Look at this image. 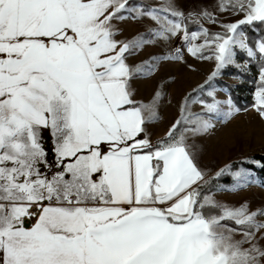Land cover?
Here are the masks:
<instances>
[{
    "label": "snow or ice",
    "instance_id": "1",
    "mask_svg": "<svg viewBox=\"0 0 264 264\" xmlns=\"http://www.w3.org/2000/svg\"><path fill=\"white\" fill-rule=\"evenodd\" d=\"M218 6L242 18L210 34L189 33L171 6L0 0V264H264V209L201 196L206 174L185 133L213 125L188 113L185 97L166 138H147L156 112L134 99L130 81L154 68H133L127 55L151 41L117 39L115 22L126 12L150 17L160 26L155 35L183 33L192 56L216 62L211 81L235 63L237 47L257 55L242 26L264 24V0ZM256 48L264 58V39ZM166 58L182 59L181 49ZM254 98L264 117V66ZM238 111L230 105L225 115ZM182 124L195 127L178 132Z\"/></svg>",
    "mask_w": 264,
    "mask_h": 264
},
{
    "label": "rangeland",
    "instance_id": "2",
    "mask_svg": "<svg viewBox=\"0 0 264 264\" xmlns=\"http://www.w3.org/2000/svg\"><path fill=\"white\" fill-rule=\"evenodd\" d=\"M130 2H139L149 9L171 6V9L184 13L186 17L184 23L189 22L193 28H197V32L207 28L210 34L223 32L222 24L234 23L242 18V15L221 11L218 6L220 0H130ZM204 12L211 13L216 23L205 18ZM125 15L129 18L115 22L119 33L117 39L128 41L144 37L151 41L143 48L134 50L133 54L127 55V60L133 68L145 62H151L154 68L150 74L133 77L132 90L135 99L139 103L153 105L156 112V119L146 124L163 129L159 134H167L175 121L181 118V107L185 97H188L190 103L187 105V112L193 116L200 115L213 125L207 131L185 133L186 142L198 166L205 172L206 180L217 177L216 174L225 168L227 171L220 176H229V169L233 163L250 162L251 158L256 156L264 157V117H261L255 108L244 113L233 112L231 116H226L225 114L230 111V105L234 108L235 106L231 102L229 93L219 87V83L231 87L242 85L241 80L228 78L225 71L247 73L248 65L241 63L238 54L247 58L254 57H249L246 51L237 47L234 49L235 63L224 68L216 78L209 81L208 78L215 70L216 62L192 56L187 50L189 45L183 40V33L164 39L154 34L159 31L160 26L150 17L132 18L135 13L131 12H126ZM169 18L179 19L170 15ZM202 42V38L193 41V43ZM178 48L181 49L182 59L166 58L174 56ZM193 100L195 102H191ZM214 103L218 105L219 111L209 113L206 105ZM181 126L183 130L180 132L185 128L195 127L194 124ZM44 136L45 147L50 149L51 145L46 139V134ZM232 178L234 184L231 187L220 189L210 198L231 208L246 205L249 211L264 209V185L259 183L254 173L243 170L233 174ZM33 222L34 220L30 221Z\"/></svg>",
    "mask_w": 264,
    "mask_h": 264
},
{
    "label": "trees",
    "instance_id": "3",
    "mask_svg": "<svg viewBox=\"0 0 264 264\" xmlns=\"http://www.w3.org/2000/svg\"><path fill=\"white\" fill-rule=\"evenodd\" d=\"M132 7H144L149 9L142 4L130 2ZM187 29L189 33L197 32V28H193L188 22ZM242 30L245 34L246 42L249 47H252L254 51H257V55L254 58H247L242 54H238V58L241 59V63L248 65L247 73L238 72L235 70H227L225 74L228 78H235L242 81V85L231 87L223 83H219V87L223 91L229 93L231 102L236 109H239V113H244L250 109H254L255 101L254 96L255 92L259 85V71L261 66H264V58L260 56L256 46L260 40L264 39V24L256 23L254 25H244ZM256 109V108H255ZM183 130V127L180 126L178 131ZM52 156L49 157V161L52 162ZM264 164V157L256 156L251 158L250 162H238L233 163L230 166V175L229 176H218L208 178L207 183L202 184L200 188L201 196L211 197L214 193L218 192L222 188L231 187L234 184V179L232 178L233 174L239 173L240 171L246 170L254 173L256 179L264 185V167L258 166L256 162ZM56 169H54L55 171ZM232 174V175H231ZM218 210H213V214H217Z\"/></svg>",
    "mask_w": 264,
    "mask_h": 264
},
{
    "label": "crops",
    "instance_id": "4",
    "mask_svg": "<svg viewBox=\"0 0 264 264\" xmlns=\"http://www.w3.org/2000/svg\"><path fill=\"white\" fill-rule=\"evenodd\" d=\"M127 63L129 64L128 60ZM130 65V64H129ZM134 79L130 81L131 89L133 87ZM133 91V90H132ZM135 99V97H134ZM136 100V99H135ZM137 101V100H136ZM163 129H158L155 127H152L151 125L146 124V133H147V138H149L154 144L157 143L158 141L165 139L166 138V133L159 134ZM46 134V139L49 142V145H51V140L50 137L48 136L47 132ZM35 222V221H34ZM33 222V223H34Z\"/></svg>",
    "mask_w": 264,
    "mask_h": 264
},
{
    "label": "water",
    "instance_id": "5",
    "mask_svg": "<svg viewBox=\"0 0 264 264\" xmlns=\"http://www.w3.org/2000/svg\"><path fill=\"white\" fill-rule=\"evenodd\" d=\"M30 223V222H29Z\"/></svg>",
    "mask_w": 264,
    "mask_h": 264
}]
</instances>
